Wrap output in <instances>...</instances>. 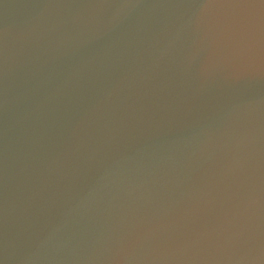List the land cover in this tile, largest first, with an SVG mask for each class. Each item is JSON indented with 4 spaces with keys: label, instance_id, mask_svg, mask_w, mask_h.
Here are the masks:
<instances>
[{
    "label": "water",
    "instance_id": "water-1",
    "mask_svg": "<svg viewBox=\"0 0 264 264\" xmlns=\"http://www.w3.org/2000/svg\"><path fill=\"white\" fill-rule=\"evenodd\" d=\"M123 2L137 7L102 39L81 50L85 57L114 62L108 79L119 75L134 51L145 68L135 116L118 132V144L106 156L118 160L114 168L132 181L150 174L175 175L207 133L208 144L217 146L233 130L246 133L250 180L243 189L228 182L230 169L222 153L211 148L198 157L208 160L200 172L185 169L179 172L180 182L165 189L164 199L172 205L163 221L152 225L166 239L156 252L159 264H216L214 242L223 240L229 225L243 213L239 201L249 187L261 205L252 216V229L232 242L239 249H264V48L258 26L249 47L242 30L209 24L202 15L203 0H0V264H16L6 260V245L10 251L14 246L17 255L27 247L29 197L40 183L44 162L56 151L41 141L47 114L38 106L43 91L36 88L43 75L37 70L38 57L47 30L59 21H66L62 30L87 28L97 16L110 15V6ZM183 21L182 48L188 47L194 58L184 65L179 56L165 58L148 69L149 42L162 35L165 26L173 29ZM73 62L60 66L57 79ZM209 76L212 83L205 89ZM140 129L164 132L149 136ZM67 163L72 167L74 161ZM97 176V167L90 168L76 182V190L87 191Z\"/></svg>",
    "mask_w": 264,
    "mask_h": 264
},
{
    "label": "clouds",
    "instance_id": "clouds-1",
    "mask_svg": "<svg viewBox=\"0 0 264 264\" xmlns=\"http://www.w3.org/2000/svg\"><path fill=\"white\" fill-rule=\"evenodd\" d=\"M110 7V15L97 16L84 29L62 30L66 21H59L47 30V39L40 46L37 70L43 75L36 88L43 91L38 106L47 114L41 141L56 151L44 162L40 183L29 197L28 207L32 211L28 212L25 225L27 247L17 255L14 246L10 251L6 245L8 262L159 264L156 252L166 244V239L152 225L162 222L163 213L172 205L164 199L165 189L180 182L179 172H200L208 160L201 162L198 157L211 148L222 153L224 165L230 169L231 185L243 189L250 180L246 175V133L235 130L219 146L208 144L207 133L199 149L181 161L179 172L171 176L150 174V178L132 181L114 168L117 159H106L118 144V132L128 127V120L135 116L138 89L146 78L139 52L130 54L126 66L119 68L114 79L106 75L116 66L112 60L81 54L82 49L122 23L137 5L123 2ZM161 33L149 42L152 62L148 69L159 66L165 58L179 56L182 65L194 58L188 47L182 48L184 21L173 29L165 26ZM66 61L74 62L57 79L60 66ZM211 83L209 76L203 87L208 89ZM140 130L149 136L164 132ZM70 160L74 161L72 167H68ZM94 166L98 169L96 182L87 191L76 190L81 175ZM260 205L259 195L249 187L239 201L243 213L229 225L223 240L214 242L216 264H264V249H239L232 242L233 237L242 240L252 229V216Z\"/></svg>",
    "mask_w": 264,
    "mask_h": 264
},
{
    "label": "snow or ice",
    "instance_id": "snow-or-ice-1",
    "mask_svg": "<svg viewBox=\"0 0 264 264\" xmlns=\"http://www.w3.org/2000/svg\"><path fill=\"white\" fill-rule=\"evenodd\" d=\"M202 15L211 26L224 25L242 30L249 47L255 43L258 26L259 43L264 48V0H203Z\"/></svg>",
    "mask_w": 264,
    "mask_h": 264
}]
</instances>
